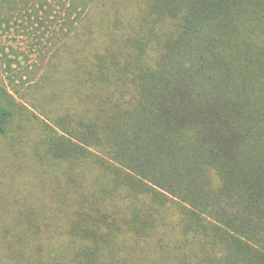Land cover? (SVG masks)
Wrapping results in <instances>:
<instances>
[{"label":"trees","instance_id":"1","mask_svg":"<svg viewBox=\"0 0 264 264\" xmlns=\"http://www.w3.org/2000/svg\"><path fill=\"white\" fill-rule=\"evenodd\" d=\"M26 18L0 264H264V0H0Z\"/></svg>","mask_w":264,"mask_h":264},{"label":"rangeland","instance_id":"2","mask_svg":"<svg viewBox=\"0 0 264 264\" xmlns=\"http://www.w3.org/2000/svg\"><path fill=\"white\" fill-rule=\"evenodd\" d=\"M34 24L37 26L35 22ZM34 28L28 18L24 22L20 20L11 30H8L5 24L1 27L0 58L6 53L9 58L19 63L15 65V71L12 73L6 72L4 66L0 68V84L11 88L10 84L13 81L20 89L23 86L20 81L21 78L28 84H30V81L33 82L34 75L38 70L36 53L39 48L38 46L33 47V44L37 42Z\"/></svg>","mask_w":264,"mask_h":264}]
</instances>
